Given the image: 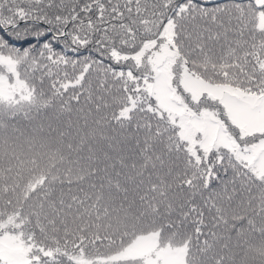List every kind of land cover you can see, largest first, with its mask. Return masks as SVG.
<instances>
[{"label": "snow or ice", "instance_id": "snow-or-ice-1", "mask_svg": "<svg viewBox=\"0 0 264 264\" xmlns=\"http://www.w3.org/2000/svg\"><path fill=\"white\" fill-rule=\"evenodd\" d=\"M0 264H264V0H0Z\"/></svg>", "mask_w": 264, "mask_h": 264}]
</instances>
